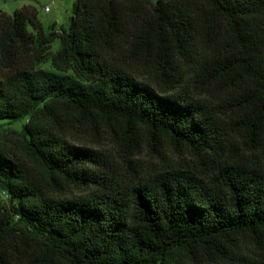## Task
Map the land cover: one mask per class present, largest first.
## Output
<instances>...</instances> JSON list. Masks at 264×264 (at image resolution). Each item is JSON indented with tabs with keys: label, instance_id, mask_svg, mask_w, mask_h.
Returning a JSON list of instances; mask_svg holds the SVG:
<instances>
[{
	"label": "trees",
	"instance_id": "obj_1",
	"mask_svg": "<svg viewBox=\"0 0 264 264\" xmlns=\"http://www.w3.org/2000/svg\"><path fill=\"white\" fill-rule=\"evenodd\" d=\"M3 121L0 264H264V0L0 13Z\"/></svg>",
	"mask_w": 264,
	"mask_h": 264
},
{
	"label": "rangeland",
	"instance_id": "obj_2",
	"mask_svg": "<svg viewBox=\"0 0 264 264\" xmlns=\"http://www.w3.org/2000/svg\"><path fill=\"white\" fill-rule=\"evenodd\" d=\"M76 0H0V13H6L13 15L17 10L22 9L25 6L32 5L36 7L39 13V19L44 27L51 31L54 27L55 30L61 28H68L71 24L72 17L74 15V6ZM46 8L49 11H46ZM7 123L6 121L0 122L1 124ZM22 125V122L20 123ZM83 142V141H82ZM84 143V142H83ZM85 143L95 149H110L114 154V158L118 160L119 156H125L124 150H122L116 143L113 137L102 139L98 141L94 138H89ZM134 158L131 157V161ZM119 161V160H118ZM122 161V160H120ZM121 171L126 168V164L120 163ZM77 195H80V191H76ZM84 194V193H82Z\"/></svg>",
	"mask_w": 264,
	"mask_h": 264
},
{
	"label": "built area",
	"instance_id": "obj_3",
	"mask_svg": "<svg viewBox=\"0 0 264 264\" xmlns=\"http://www.w3.org/2000/svg\"><path fill=\"white\" fill-rule=\"evenodd\" d=\"M46 11H49V9H48V8H46Z\"/></svg>",
	"mask_w": 264,
	"mask_h": 264
}]
</instances>
